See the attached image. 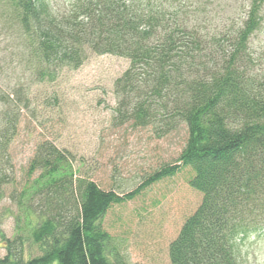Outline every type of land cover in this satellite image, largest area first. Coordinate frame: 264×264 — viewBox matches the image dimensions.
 Here are the masks:
<instances>
[{
  "label": "trees",
  "instance_id": "obj_1",
  "mask_svg": "<svg viewBox=\"0 0 264 264\" xmlns=\"http://www.w3.org/2000/svg\"><path fill=\"white\" fill-rule=\"evenodd\" d=\"M5 1L42 67L124 58L117 121L158 137L184 126L187 137L175 164L129 193L101 189L69 152L40 143L10 195L15 233L0 232V264H127L105 216L181 166L201 201L169 244L170 264H255L246 249L264 238V0H66L55 12L49 0ZM26 100L22 87L0 88V202L15 183L8 146Z\"/></svg>",
  "mask_w": 264,
  "mask_h": 264
},
{
  "label": "rangeland",
  "instance_id": "obj_2",
  "mask_svg": "<svg viewBox=\"0 0 264 264\" xmlns=\"http://www.w3.org/2000/svg\"><path fill=\"white\" fill-rule=\"evenodd\" d=\"M66 0H49L53 12ZM20 10L0 1V88L8 95L22 87L17 132L8 146L15 183L0 202V232L15 233V203L10 198L26 179L36 147L50 141L74 158V167L101 189L135 190L163 165L175 164L187 137L184 126L158 137L151 127H132L115 118L114 81L128 61L113 55L88 54L78 69L42 67L32 40L21 25ZM181 166L174 175L142 189L133 199L114 205L103 221L127 264H170L168 247L201 201ZM247 259L264 264V238L247 246ZM5 256L0 240V259Z\"/></svg>",
  "mask_w": 264,
  "mask_h": 264
}]
</instances>
